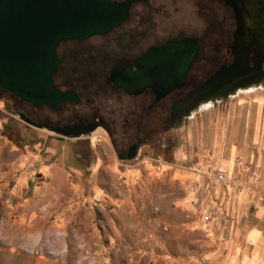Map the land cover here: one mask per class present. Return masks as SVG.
<instances>
[{
	"label": "rangeland",
	"instance_id": "rangeland-1",
	"mask_svg": "<svg viewBox=\"0 0 264 264\" xmlns=\"http://www.w3.org/2000/svg\"><path fill=\"white\" fill-rule=\"evenodd\" d=\"M260 110L264 84L200 106L163 153L120 162L102 131L62 138L0 97V264H264V193L233 202L203 175L232 145L249 156L223 167L232 184L247 174L235 166L259 157Z\"/></svg>",
	"mask_w": 264,
	"mask_h": 264
},
{
	"label": "flooded vegetation",
	"instance_id": "flooded-vegetation-1",
	"mask_svg": "<svg viewBox=\"0 0 264 264\" xmlns=\"http://www.w3.org/2000/svg\"><path fill=\"white\" fill-rule=\"evenodd\" d=\"M108 1L121 22L56 50L53 86L76 101L48 105L43 117L0 89L29 123L62 138L100 130L130 162L144 148L163 153L200 106L264 84V0Z\"/></svg>",
	"mask_w": 264,
	"mask_h": 264
},
{
	"label": "water",
	"instance_id": "water-1",
	"mask_svg": "<svg viewBox=\"0 0 264 264\" xmlns=\"http://www.w3.org/2000/svg\"><path fill=\"white\" fill-rule=\"evenodd\" d=\"M115 9L108 0H0V89L35 108L76 101L53 86L56 50L108 32L122 20Z\"/></svg>",
	"mask_w": 264,
	"mask_h": 264
},
{
	"label": "crops",
	"instance_id": "crops-1",
	"mask_svg": "<svg viewBox=\"0 0 264 264\" xmlns=\"http://www.w3.org/2000/svg\"><path fill=\"white\" fill-rule=\"evenodd\" d=\"M263 114H264L263 111L260 110L258 115L256 116L257 118V128H256V136H255L256 142L260 140L261 134H263V141H264V115ZM244 148L243 150L242 149L240 150L238 149V147L234 145L226 147L225 149H223L224 151H223V154L221 155L222 158L219 159L218 162L222 164L225 168H230V170L234 172L235 169L233 168V161L238 156V153L245 155L246 158H248L249 156L248 152H246ZM260 151L264 152V142H262L259 148L258 159H256L255 161L251 160L248 163V170L246 171L247 174L244 173V174L236 175V177H239L240 179L235 180V182L233 180V184L231 186H229L228 188L226 187L222 188L220 186L219 188L214 189L213 192L217 194L218 197L220 195H224V196L228 195L230 199L231 198L233 199V202L235 201L236 198L238 201H241V202L249 201L250 198L254 199L256 196H258V194L261 195V193H264V160H263L264 155H262ZM216 153L218 154L219 151ZM255 177L261 180L262 182L259 187L257 185H254V183H256L254 182ZM238 181L239 182L241 181L240 185L236 183ZM248 205L250 204L248 203ZM259 212H262V210L260 209ZM248 238L253 241H255L256 239H259V232L257 230L250 231L248 233ZM252 255H253L252 257L253 260L257 259L258 250L254 251ZM230 261L232 263L235 262L234 256L230 258ZM246 261H252V260L247 257L246 259L244 258L242 260V262H246Z\"/></svg>",
	"mask_w": 264,
	"mask_h": 264
},
{
	"label": "built area",
	"instance_id": "built-area-1",
	"mask_svg": "<svg viewBox=\"0 0 264 264\" xmlns=\"http://www.w3.org/2000/svg\"><path fill=\"white\" fill-rule=\"evenodd\" d=\"M213 167L208 168L203 174L213 186H231L232 178L231 175L225 170L223 165L220 163L213 164ZM236 169L239 170H248V164L243 163L242 161L236 162Z\"/></svg>",
	"mask_w": 264,
	"mask_h": 264
}]
</instances>
